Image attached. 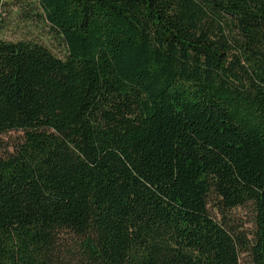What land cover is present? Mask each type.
I'll list each match as a JSON object with an SVG mask.
<instances>
[{
    "label": "trees",
    "instance_id": "16d2710c",
    "mask_svg": "<svg viewBox=\"0 0 264 264\" xmlns=\"http://www.w3.org/2000/svg\"><path fill=\"white\" fill-rule=\"evenodd\" d=\"M36 1L63 55L0 38V264H264V0Z\"/></svg>",
    "mask_w": 264,
    "mask_h": 264
},
{
    "label": "rangeland",
    "instance_id": "374dc122",
    "mask_svg": "<svg viewBox=\"0 0 264 264\" xmlns=\"http://www.w3.org/2000/svg\"><path fill=\"white\" fill-rule=\"evenodd\" d=\"M0 21V38L7 41H35L42 43L58 56L63 54V44L55 37L36 0H3ZM21 132L12 130L0 134V158L13 151V145L19 141ZM213 215L220 213L210 207ZM225 220L234 228L244 232L252 230V214L249 207H236L225 213ZM240 264H250L246 256L241 255Z\"/></svg>",
    "mask_w": 264,
    "mask_h": 264
}]
</instances>
